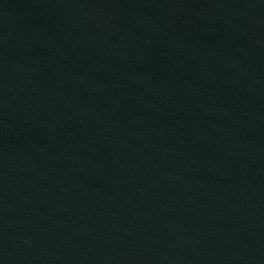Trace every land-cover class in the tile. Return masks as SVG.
<instances>
[{
    "label": "water",
    "instance_id": "obj_1",
    "mask_svg": "<svg viewBox=\"0 0 264 264\" xmlns=\"http://www.w3.org/2000/svg\"><path fill=\"white\" fill-rule=\"evenodd\" d=\"M264 78V0H0V108L114 107Z\"/></svg>",
    "mask_w": 264,
    "mask_h": 264
}]
</instances>
